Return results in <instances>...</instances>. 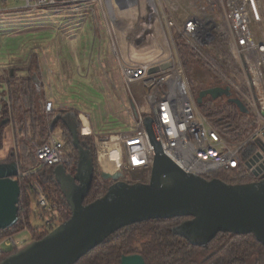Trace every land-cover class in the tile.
I'll return each mask as SVG.
<instances>
[{
	"label": "built area",
	"instance_id": "1",
	"mask_svg": "<svg viewBox=\"0 0 264 264\" xmlns=\"http://www.w3.org/2000/svg\"><path fill=\"white\" fill-rule=\"evenodd\" d=\"M22 1L29 9L57 5L77 7L97 2L108 15L106 0ZM149 10L156 24L165 22L169 28L177 29L178 36L172 38L173 51L149 47L143 55L126 56L116 41L114 17L107 19L122 77L128 87L139 84L145 88L144 107L149 113H141L132 103L135 128L111 134L106 140L94 133L90 117L79 113L81 135L94 138L99 163L104 168L128 175L130 184L149 183L152 176L154 152L145 126L146 118L153 120L164 154L188 174L205 178L222 169L247 168L249 160L245 162L241 152L249 143H255L256 147L264 144V0H154ZM177 14L183 15V26L179 25ZM182 40L194 50L210 46L216 40L227 41L233 59L241 63L247 91L234 85L231 89H235L257 121L256 128L245 141L226 142L201 113L179 51ZM166 64L171 66L162 69ZM152 69L157 71L150 73ZM52 108L53 104L48 103L46 110ZM35 155L41 166L67 167L71 164L63 142L54 135L36 148ZM32 189L37 194L40 219L47 226L54 225L57 203L38 182L32 184ZM3 246L19 250L22 243L11 235L1 240L0 250Z\"/></svg>",
	"mask_w": 264,
	"mask_h": 264
},
{
	"label": "water",
	"instance_id": "2",
	"mask_svg": "<svg viewBox=\"0 0 264 264\" xmlns=\"http://www.w3.org/2000/svg\"><path fill=\"white\" fill-rule=\"evenodd\" d=\"M170 66L163 65L162 69ZM156 71L152 69L150 73ZM206 98H227L242 113H249L246 105L233 97L229 86L203 90L196 101L200 105ZM59 121L67 126L79 153L74 174L68 173L63 165L54 169L55 180L72 215L42 240L30 243L1 264H76L120 229L155 219L191 218L175 227L173 233L199 247L208 246L220 233L252 234L264 246L263 143L257 144L259 150L246 163L258 181L240 186L228 185L219 179L208 181L184 172L164 154L154 122L146 118L145 126L154 152L150 182L130 184L122 181L124 174L120 171H103L102 178L111 182L108 192L85 205L94 182L93 155L80 143L76 113L58 115L54 124ZM19 176L17 163H0V233L18 224ZM121 264L146 262L142 256L133 255L123 257Z\"/></svg>",
	"mask_w": 264,
	"mask_h": 264
},
{
	"label": "rangeland",
	"instance_id": "3",
	"mask_svg": "<svg viewBox=\"0 0 264 264\" xmlns=\"http://www.w3.org/2000/svg\"><path fill=\"white\" fill-rule=\"evenodd\" d=\"M153 2L154 0H106L108 16H113L115 22L118 17L116 15L136 17L142 12L144 16L151 18L149 8ZM10 8H17L18 11L9 13ZM177 16L181 15L177 14ZM95 33L96 39H94ZM109 38L100 7L94 2L82 3L77 7L57 5L44 9H29L22 0H7L5 5L0 2V69L15 64V67H19L13 69L17 71L23 69V63H25L23 65L29 63L27 68L32 66L31 68L34 69L31 74L40 76V72L35 70L39 63L38 59L41 60L47 74L49 70L47 61L50 62L51 54L56 53L58 55L56 59L60 60L63 68L64 78L59 88H47V95L51 99L46 100L44 94V104L38 108L37 117L48 120L55 115L58 112L56 99H59L62 103L89 114L97 134L105 136L104 139L101 138L103 140L111 134L128 132L135 128L131 114L132 103L141 113H149L143 106L145 88L141 85L131 87L126 85L114 51L111 48L107 49ZM181 43L179 51L184 59L182 62H184L189 85L196 99L201 91L214 87L234 85L243 92L247 91L245 70L240 62L233 59L227 41L216 40L212 45L198 47L197 50L185 45L184 40ZM33 62L37 65H32ZM25 75L29 76L27 73ZM17 78L16 74L15 79ZM3 80L9 84L12 83L8 86L11 90L25 87L10 80L8 73ZM42 89L46 90L44 86ZM233 90L237 94L235 89ZM4 91L2 84L0 93ZM48 103L53 104L51 111L46 110ZM223 104L219 102L217 107ZM25 109L17 110L20 114L17 117L18 120L25 116L23 113ZM252 122L257 126L255 118ZM11 126L13 135L10 134L11 130L6 131L7 135L4 131L2 133L3 142L4 139L6 141L5 147L0 150V161L10 160L13 153L18 156L23 144L34 148L49 139L47 137L35 139L31 132V121L26 127L19 123L17 125L13 123ZM21 127H23L22 132H20ZM57 134L60 135L61 141L70 148V139L66 137V132L60 130ZM222 138L232 144L228 136L222 134ZM102 167L101 164L96 166L98 180H101L99 171ZM124 179L126 182L130 181L128 175L122 178ZM105 185L110 184L105 183ZM35 210L36 202L33 200L34 214ZM30 224L35 229L42 222L35 220L33 215ZM15 239L22 243L19 250L15 249L17 251L33 242L29 229L16 234ZM11 250L14 249L6 246L1 249L2 252Z\"/></svg>",
	"mask_w": 264,
	"mask_h": 264
},
{
	"label": "trees",
	"instance_id": "4",
	"mask_svg": "<svg viewBox=\"0 0 264 264\" xmlns=\"http://www.w3.org/2000/svg\"><path fill=\"white\" fill-rule=\"evenodd\" d=\"M32 65L35 66L37 64L33 62ZM31 67L17 71L13 69V74H8L9 79L14 80L15 84L18 83L25 86L22 89L11 90L8 86H11L12 83L5 82L7 89L2 95L4 99L0 109V150L3 148L2 133L6 127L13 123L14 125L19 123L26 127L28 122L31 121V132L34 134L35 139L38 137L49 138L51 133H54L57 128H61L66 132V137L70 139V148L63 143L64 151L71 159V164L66 169L68 173L74 174L79 153L73 145L71 133L61 121L52 128L56 114L48 120H42L37 117L38 108L44 104L45 92L42 89L43 86L39 85L38 76L31 74L32 70H34ZM37 69L38 66H36L35 70L39 72V69ZM20 71H25L29 76L25 75L17 78L18 80L15 79L16 73ZM232 93L234 98L242 101L233 90ZM219 102L224 104L217 107ZM198 107L221 137L222 134L228 136L232 144L245 141L256 128V124L252 122V119L255 118L254 114L250 110L248 114L242 113L227 98L217 100L206 98L202 104H198ZM22 108H26L23 112L25 116L20 117L18 120L17 117L20 114L17 110ZM62 114H65V112H62ZM23 127H21L20 132H22ZM78 133L81 145L91 151L95 164L94 182L84 202L85 205H89L103 198L111 186L110 180L102 178V172L116 173L118 171L102 167L99 171L101 180H98L96 178V166L100 163L95 152L93 138L91 136H82L80 128ZM47 141L39 143L34 148H29L27 144H23L20 147L18 156L13 153L10 160L0 161V163H17L21 174L18 177L21 187L19 221L16 226L2 231L0 240L7 236L16 235L26 229L31 231L33 242L42 240L57 225L68 221L72 215L64 194L55 180V167L41 166L36 158V148ZM256 151V144L249 143L241 152L242 159L245 162L248 161ZM205 178L208 181L219 179L228 185L234 186L247 185L259 180L244 166L237 169H222L207 175ZM122 181H125V179ZM34 182H38L58 205L55 213V223L52 226H47L44 220L40 219L37 194L32 189ZM105 183L110 185H105ZM33 200L36 202L35 214L32 211ZM33 215L35 220L42 222L35 229L30 224ZM189 219L191 218L155 219L125 227L110 235L102 244L88 252L76 264H121L123 257L133 255L142 256L146 264H264V246L252 234L220 233L206 247L192 245L186 239L174 235L173 229ZM18 252L15 249L10 252H2L0 250V264Z\"/></svg>",
	"mask_w": 264,
	"mask_h": 264
},
{
	"label": "crops",
	"instance_id": "5",
	"mask_svg": "<svg viewBox=\"0 0 264 264\" xmlns=\"http://www.w3.org/2000/svg\"><path fill=\"white\" fill-rule=\"evenodd\" d=\"M139 1H141V0H139ZM0 2H2V5L7 4V0H0ZM96 4H98L100 7V11L102 13L106 27H107L108 32H109L110 38L107 41V49L111 48L113 50V35L109 29V24L107 22V19L109 18V16L108 15L106 16L104 14V10H103L102 5H100L97 2H96ZM15 11H18V9L17 8H10L8 10L9 13H13ZM116 16H118V17H116V23H115L116 34H117L116 41L119 43L121 51L123 52L124 55L129 56V55L133 54V55H139L140 56V55H143L144 50H146L149 47L158 49L160 51L164 50L165 52H170L171 49L173 51L172 38L176 37V34L178 35L177 29L169 28L167 23H165V22H162L161 24H156L152 18H150L148 16H144L143 12L140 16L136 15V17H132V16H128V15H123V16L122 15H116ZM178 23L180 26H183V24H184L183 15L178 16ZM94 39H96V33L94 35ZM149 41H152L151 45H149ZM95 44H96V42L94 41V45ZM56 56H58L56 53L51 54V57H52L51 61L50 62L47 61V65H48V69H49L47 71V74L43 68L41 60L38 59V62H39L38 68H39L40 76H38L39 78L37 77V80L39 81V85L44 86L46 88V90H44L46 100L51 99L47 95V88H53V87L59 88L61 86V82L64 78L63 77L64 75L62 74L63 68L60 64V60L56 59ZM116 59H117V57H116ZM117 62H118V60H117ZM23 64H25V63H23ZM23 64H22V66H23L22 68L27 69V66L29 63L27 65H23ZM15 66L16 65L13 64V65H10L6 68L0 69V73H1L0 74V87H2V84H3L5 91L7 89V86L5 84V81L3 80L4 76L7 73L13 74V68L19 67V66L18 67H15ZM16 74H17V77L20 78V77L25 76L26 72L20 71V72H17ZM137 85H139V84H137ZM5 91L3 93H5ZM3 93H0V99L1 100L4 99L2 96ZM56 101H57L56 109L58 110V112L56 113V117L58 115L64 116L68 113L74 112V113H76L77 118H78L79 113H85L81 109L74 108L73 106L68 105L66 103H62L61 100H59V99H56ZM143 106H144V104H143ZM62 112H65V114H62ZM85 114H87V113H85ZM87 115L90 117L89 114H87ZM55 119H54V121H55ZM90 120H91V117H90ZM54 121L52 123V128L56 125V124H54ZM78 121H79V118H78ZM61 123L63 124V122H61ZM79 123H80V121H79ZM64 126L67 128L66 125H64ZM80 126H79V128H80ZM91 126H92L94 133L96 135L100 136V138L104 139L105 136H103L101 134L100 135L97 134L96 129L93 126L92 120H91ZM11 128H12L11 125L6 127L4 129V134H6L7 130H11ZM60 130H62V129L57 128L54 133L50 134V136L54 135L56 138L61 140L60 135L57 134ZM10 134L13 135V131L10 132ZM5 141L6 140L4 139L3 148L5 147Z\"/></svg>",
	"mask_w": 264,
	"mask_h": 264
},
{
	"label": "bare ground",
	"instance_id": "6",
	"mask_svg": "<svg viewBox=\"0 0 264 264\" xmlns=\"http://www.w3.org/2000/svg\"><path fill=\"white\" fill-rule=\"evenodd\" d=\"M160 32V31H159ZM164 37V36H163ZM162 45V44H161Z\"/></svg>",
	"mask_w": 264,
	"mask_h": 264
}]
</instances>
